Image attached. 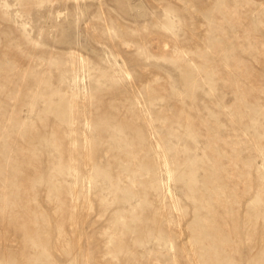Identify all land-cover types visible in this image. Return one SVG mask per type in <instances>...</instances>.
Returning a JSON list of instances; mask_svg holds the SVG:
<instances>
[{
  "label": "rangeland",
  "instance_id": "374dc122",
  "mask_svg": "<svg viewBox=\"0 0 264 264\" xmlns=\"http://www.w3.org/2000/svg\"><path fill=\"white\" fill-rule=\"evenodd\" d=\"M0 264H264V0H0Z\"/></svg>",
  "mask_w": 264,
  "mask_h": 264
}]
</instances>
